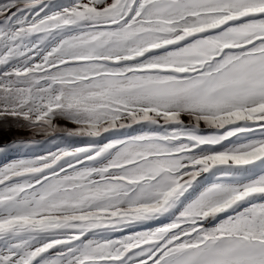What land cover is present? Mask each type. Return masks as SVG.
Returning a JSON list of instances; mask_svg holds the SVG:
<instances>
[{
	"label": "snow or ice",
	"instance_id": "1",
	"mask_svg": "<svg viewBox=\"0 0 264 264\" xmlns=\"http://www.w3.org/2000/svg\"><path fill=\"white\" fill-rule=\"evenodd\" d=\"M0 264H264V0H0Z\"/></svg>",
	"mask_w": 264,
	"mask_h": 264
}]
</instances>
